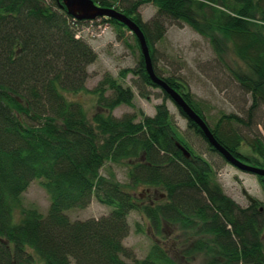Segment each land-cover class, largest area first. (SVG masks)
Masks as SVG:
<instances>
[{
	"label": "trees",
	"instance_id": "16d2710c",
	"mask_svg": "<svg viewBox=\"0 0 264 264\" xmlns=\"http://www.w3.org/2000/svg\"><path fill=\"white\" fill-rule=\"evenodd\" d=\"M92 1L132 19L151 53L172 22L205 38L219 57L220 42H227L243 66L230 76L250 96L244 117L224 115L210 127L185 83L154 72L234 157L264 169L257 122L264 119V0ZM147 3L157 9L150 24L138 14ZM102 20L127 29L114 19ZM76 23L60 0H0V264H176L157 243L143 259L124 246L132 211L146 216L155 234L165 224L182 230L185 255L201 254L202 264H264V206L255 200L243 208L223 193L213 168L190 149L165 103L156 106L153 117L140 113L137 122L133 114L116 118L117 107L134 108V93L109 74L89 91L95 97L93 113L68 100L66 93L86 91V69L96 60L93 50L74 38ZM140 65L137 71H122L120 78L133 72L159 89L142 56ZM188 126L217 153L194 123ZM106 165L126 167L128 181L104 176ZM36 179L50 199L45 214L20 204ZM139 187L161 190L162 204H142L131 194ZM93 199L110 211L74 221L66 214L85 209Z\"/></svg>",
	"mask_w": 264,
	"mask_h": 264
},
{
	"label": "rangeland",
	"instance_id": "374dc122",
	"mask_svg": "<svg viewBox=\"0 0 264 264\" xmlns=\"http://www.w3.org/2000/svg\"><path fill=\"white\" fill-rule=\"evenodd\" d=\"M50 2V0H46ZM156 7L147 3L138 9L140 20L150 24L156 14ZM77 34L96 54V60L88 65V79L85 82L86 91L76 94L66 93L70 101L79 102L88 113L95 111V97L89 94L97 87L105 74L116 78L118 82L129 87L134 93V108L125 105L117 107L112 114L116 118L124 115H135L140 121V113L153 117L156 106L166 104L173 123L178 128L190 149L196 155L203 157L213 168L216 178L223 193L231 198L240 207H247L248 200L242 190L264 206V182L255 175L242 172L226 162L219 154L210 152L208 145L202 137L189 128L188 121L181 115L175 104L170 99H165L160 89L150 87L142 82L141 77L134 71L141 68V56L145 70V63L136 37L127 29L112 23L97 19L79 25ZM149 54L154 71L164 78L173 77L185 83L194 100L199 103L197 107L205 116L210 127H214L221 116L235 114L245 116L250 106V96L243 93L237 83L230 76L232 71L241 72L242 67L227 42H220L222 54L219 57L209 42L194 32L184 23L172 22L166 25L165 35L161 40L154 42ZM128 72L121 79L122 71ZM146 71V70H145ZM110 92L106 93V96ZM258 130L264 139L263 118L258 119ZM252 165V164H250ZM108 166V165H106ZM101 170L104 176L114 174L120 183H126L127 168L109 165ZM253 166V165H252ZM141 198V203L149 206L162 204L164 193L159 189L139 187L131 192ZM49 196L42 186V180H33L27 190L21 195L20 204L23 209H36L45 214L49 206ZM110 208L93 199L88 207L83 210H70L66 214L74 220L98 219L106 215ZM16 210L15 214H18ZM129 232L123 244L131 249L136 259H143L155 243L162 245L170 251L176 264H202V255L186 256V247L180 244L184 232L178 227L165 224L159 234H155L146 216L141 212L132 211L127 217ZM190 233V232H189ZM188 233V234H189ZM198 237H193V240ZM129 264L131 262L127 261Z\"/></svg>",
	"mask_w": 264,
	"mask_h": 264
},
{
	"label": "water",
	"instance_id": "95a60500",
	"mask_svg": "<svg viewBox=\"0 0 264 264\" xmlns=\"http://www.w3.org/2000/svg\"><path fill=\"white\" fill-rule=\"evenodd\" d=\"M61 2V7L66 10L67 14L70 17L74 18L77 21H92L96 20L99 17H102L114 19L118 23L124 25L136 37L139 43V47L141 49L145 63V70L151 82L154 85L158 86L162 92L166 93L169 96L170 100L175 104L179 112H181L185 116L187 121H191L199 128L202 136L207 141V143L226 162L242 172L264 178L263 168L245 164L234 157L216 140L206 122L187 104L183 96L173 88H171L162 78L158 77L155 74L145 36L140 27L132 19L114 9L102 8L95 4L92 0H61ZM177 146L181 149L185 157L188 158V151L178 143ZM242 192L249 202L253 203L255 201V199L250 197L245 192V190H242Z\"/></svg>",
	"mask_w": 264,
	"mask_h": 264
},
{
	"label": "bare ground",
	"instance_id": "6f19581e",
	"mask_svg": "<svg viewBox=\"0 0 264 264\" xmlns=\"http://www.w3.org/2000/svg\"><path fill=\"white\" fill-rule=\"evenodd\" d=\"M60 3L62 4V2H61V0H60ZM75 22H77L74 26H72L73 27V30H74V38L75 39H77V40H80V41H82L81 39H80V36H79V34H77V28H78V26L79 25H82V24H84V23H86V22H92V21H94V20H92V21H77V20H75L74 18H72ZM97 19H102V17H99V18H97ZM96 19V20H97ZM108 19V18H107ZM78 22H81L82 24H78Z\"/></svg>",
	"mask_w": 264,
	"mask_h": 264
}]
</instances>
